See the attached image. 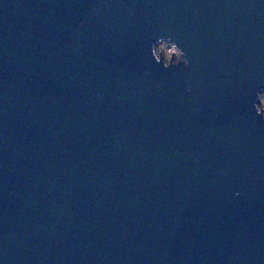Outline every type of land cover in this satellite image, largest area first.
<instances>
[{"label":"water","instance_id":"water-1","mask_svg":"<svg viewBox=\"0 0 264 264\" xmlns=\"http://www.w3.org/2000/svg\"><path fill=\"white\" fill-rule=\"evenodd\" d=\"M261 91L264 0H0V264H264Z\"/></svg>","mask_w":264,"mask_h":264},{"label":"clouds","instance_id":"clouds-1","mask_svg":"<svg viewBox=\"0 0 264 264\" xmlns=\"http://www.w3.org/2000/svg\"><path fill=\"white\" fill-rule=\"evenodd\" d=\"M150 51L155 62L162 64L165 69H169L173 67V65H190V60L185 51L171 39L160 38L156 43L152 44ZM187 90L191 92L192 88L189 87ZM257 97L260 104H254L255 110L258 115L264 117V91L258 92Z\"/></svg>","mask_w":264,"mask_h":264}]
</instances>
